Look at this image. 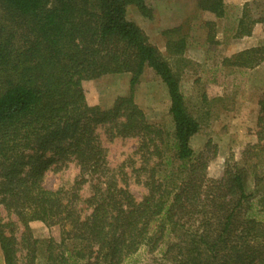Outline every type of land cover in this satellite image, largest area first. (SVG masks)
Wrapping results in <instances>:
<instances>
[{
	"label": "trees",
	"instance_id": "obj_1",
	"mask_svg": "<svg viewBox=\"0 0 264 264\" xmlns=\"http://www.w3.org/2000/svg\"><path fill=\"white\" fill-rule=\"evenodd\" d=\"M129 7L151 18L145 0H0V207L22 228L17 240L16 223L0 221L4 264H125L141 247L158 251L165 264H264V88L255 142L209 178L205 153L190 146L200 122L185 104L180 73L127 20ZM196 7L210 16L204 27L213 44L225 2L196 0ZM262 7L243 5L235 39L264 28ZM180 30L161 33L178 62L187 43ZM263 61L264 45L221 64L253 69ZM146 68L166 88L171 132L148 122L135 104ZM119 74L129 75L127 95L107 109L86 103L83 82ZM100 127L139 141L146 188L139 202L127 174L108 167ZM70 162L80 171L77 192L93 181L85 216L76 191L41 185L52 165ZM35 221L56 227L58 240L34 238Z\"/></svg>",
	"mask_w": 264,
	"mask_h": 264
},
{
	"label": "rangeland",
	"instance_id": "obj_2",
	"mask_svg": "<svg viewBox=\"0 0 264 264\" xmlns=\"http://www.w3.org/2000/svg\"><path fill=\"white\" fill-rule=\"evenodd\" d=\"M145 1L151 10L150 19L140 14L134 7L127 9L126 18L140 27L149 43L160 51L172 69L179 71L180 90L185 104L188 111L200 122V130L192 137L190 146L195 153H205L208 177L219 178L225 162L230 158L239 160L246 145L255 142L257 127L250 109L255 99L258 102L264 88V67L240 69L224 66L221 61L251 45L264 44V28L257 26L250 39L234 38L243 5L250 2L263 4L261 8L263 10L264 0H224L225 14L223 18L215 20L213 44L208 41V30L204 27L206 18L210 16L197 9L196 0ZM179 26L181 30L178 35H185L187 42L182 56L183 61L180 62L166 52V37L161 34L164 30ZM128 81V74H119L105 75L96 80L83 82L86 103L102 109L111 107L117 97L127 95ZM134 101L148 122L164 132L172 131L166 88L148 68L145 69L135 89ZM242 101L246 102L241 103ZM96 134L106 150L108 167L127 174V188L139 202L146 194V188L143 186L145 175L138 173L142 166L141 156L137 153L139 141L134 138L110 137L103 127L98 128ZM150 152L151 149L148 154ZM79 177V167L75 162L61 167L52 165L44 172L41 185L48 190L61 189L67 193L76 191L80 200L78 208L82 216H85L90 209L84 201L91 195L93 181L84 183L77 192L75 182ZM0 221L16 223L14 235L18 240L22 228L15 217L5 212L2 207ZM29 226L33 237L40 241H46L48 238L57 241L59 238L56 227L47 228L37 221L30 223ZM40 258L41 254L38 261ZM0 264H4L1 250ZM125 264L165 262L158 251L148 253L146 247H141Z\"/></svg>",
	"mask_w": 264,
	"mask_h": 264
},
{
	"label": "crops",
	"instance_id": "obj_3",
	"mask_svg": "<svg viewBox=\"0 0 264 264\" xmlns=\"http://www.w3.org/2000/svg\"><path fill=\"white\" fill-rule=\"evenodd\" d=\"M251 37H244V38H242V40H248V39H250ZM264 44L263 43H259V44H254V45H251L250 47H248V48H245V49H243V50H246V49H249V48H253V47H258V46H263ZM240 51H242V50H240ZM262 67H264V61L260 64V65H258L257 67H255L256 69L257 68H262ZM255 68H253V69H255ZM264 87V86H263ZM262 87V88H263ZM243 102H246V101H242L241 103H243ZM254 102V103H253ZM252 103H251V109L253 110H251L250 109V111H251V117H253L254 119L253 120H255V124H256V118H257V115H258V110H257V107H258V105H257V101H256V99L253 101ZM240 103V104H241ZM248 103H250V102H248Z\"/></svg>",
	"mask_w": 264,
	"mask_h": 264
}]
</instances>
